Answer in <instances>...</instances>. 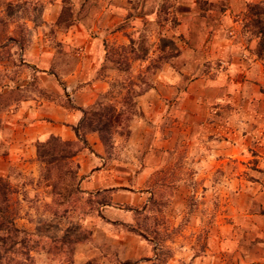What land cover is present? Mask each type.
Segmentation results:
<instances>
[{
    "label": "rangeland",
    "instance_id": "rangeland-1",
    "mask_svg": "<svg viewBox=\"0 0 264 264\" xmlns=\"http://www.w3.org/2000/svg\"><path fill=\"white\" fill-rule=\"evenodd\" d=\"M255 4L0 0V223L33 264H264ZM77 109L102 131L33 138Z\"/></svg>",
    "mask_w": 264,
    "mask_h": 264
},
{
    "label": "trees",
    "instance_id": "trees-1",
    "mask_svg": "<svg viewBox=\"0 0 264 264\" xmlns=\"http://www.w3.org/2000/svg\"><path fill=\"white\" fill-rule=\"evenodd\" d=\"M251 14L253 13L256 17L254 19H249L251 21L252 25L256 27V32L260 34V43H259V51L264 52V4L263 5H252L251 6ZM248 22V21H247ZM96 113H93L95 115ZM101 117L99 118V120ZM103 123V126L100 127L97 124H93L92 120H86V117H83V119L79 122L78 125H75L72 127L75 134L80 137L81 140H84L83 137H81L80 131L86 130V131H98L100 133L102 129L105 127L106 124L105 121H99ZM102 138V136H101ZM52 140H60L59 136L51 134L48 137L47 143L51 142ZM6 220L3 219V222L0 223V229H6V231L9 233L6 235H0V264H33L32 258L29 254V249L27 248L26 242L28 241V234L23 231L22 236L20 235L21 230L17 229L16 227L11 226L5 223ZM9 223V222H8ZM4 244H9L10 248H13V246H18V253L20 254V257L18 258H11L6 257L7 252L9 249L5 251ZM15 251V252H16Z\"/></svg>",
    "mask_w": 264,
    "mask_h": 264
},
{
    "label": "crops",
    "instance_id": "crops-1",
    "mask_svg": "<svg viewBox=\"0 0 264 264\" xmlns=\"http://www.w3.org/2000/svg\"><path fill=\"white\" fill-rule=\"evenodd\" d=\"M77 92H78V94L76 93L75 96L82 101L87 100L86 102H89L94 97V92L91 91L89 88L87 89L85 86H81ZM78 106H81V105H78ZM39 109H37V110H39ZM78 111H80V110L77 109L76 111L70 112L68 114H66V112L62 113V114H65V116L62 118V120H64L67 123L66 125L47 123L43 120L37 121L34 125L35 126V132L33 133V138L34 137L43 138L45 136V134L51 132V133L60 135L64 139H74L76 137V135L72 129V125L77 124L80 117H81V115ZM27 127L32 129L33 126L30 125ZM31 139H32V137L27 138L25 140L26 144H28ZM112 194H114V192Z\"/></svg>",
    "mask_w": 264,
    "mask_h": 264
}]
</instances>
